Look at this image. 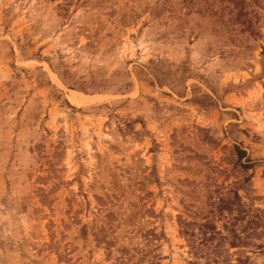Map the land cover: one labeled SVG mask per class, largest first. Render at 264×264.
Segmentation results:
<instances>
[{
    "label": "rangeland",
    "instance_id": "374dc122",
    "mask_svg": "<svg viewBox=\"0 0 264 264\" xmlns=\"http://www.w3.org/2000/svg\"><path fill=\"white\" fill-rule=\"evenodd\" d=\"M239 1L0 0V264H264V0Z\"/></svg>",
    "mask_w": 264,
    "mask_h": 264
},
{
    "label": "trees",
    "instance_id": "16d2710c",
    "mask_svg": "<svg viewBox=\"0 0 264 264\" xmlns=\"http://www.w3.org/2000/svg\"><path fill=\"white\" fill-rule=\"evenodd\" d=\"M243 3V0L239 1V2H235V7L237 8L238 6H240L241 4ZM238 5V6H237ZM240 153H243V152H240ZM237 200L239 201V208L241 209L242 207V204H241V200H240V197L237 195ZM238 211V218L234 219V220H244L245 217H246V212H244L243 210H237ZM242 214V215H240ZM260 218H257V220H253V221H248V224H252V225H255V226H258L260 225ZM202 227V230H203V236H202V241H212L216 238V235H221L220 232L217 231V228L211 224L210 222H205L203 225H201ZM209 236V238H208ZM234 236V241L233 243L231 244L233 247H239L240 244H245V242H242V238L238 235H236V232L233 234Z\"/></svg>",
    "mask_w": 264,
    "mask_h": 264
}]
</instances>
